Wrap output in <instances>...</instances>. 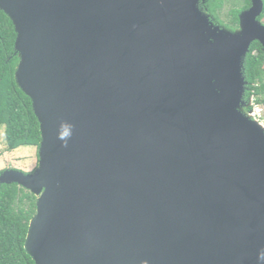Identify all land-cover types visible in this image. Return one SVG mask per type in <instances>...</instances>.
Returning a JSON list of instances; mask_svg holds the SVG:
<instances>
[{
	"label": "water",
	"instance_id": "1",
	"mask_svg": "<svg viewBox=\"0 0 264 264\" xmlns=\"http://www.w3.org/2000/svg\"><path fill=\"white\" fill-rule=\"evenodd\" d=\"M201 0H0L39 166L36 264H264V125L244 67L264 0L231 31Z\"/></svg>",
	"mask_w": 264,
	"mask_h": 264
},
{
	"label": "trees",
	"instance_id": "2",
	"mask_svg": "<svg viewBox=\"0 0 264 264\" xmlns=\"http://www.w3.org/2000/svg\"><path fill=\"white\" fill-rule=\"evenodd\" d=\"M250 6L251 0H207V7L217 19L212 22L231 31L240 28V15ZM259 21L264 24V11ZM16 40L12 20L0 10V133L4 130L2 134L9 152L22 147L39 149L42 142L32 100L16 80L20 64ZM244 75L247 82L244 100L247 105L252 103L246 108L249 113L256 106L264 107V50L259 42L250 48ZM36 212L37 197L32 192L18 184H0V264H36L25 247Z\"/></svg>",
	"mask_w": 264,
	"mask_h": 264
},
{
	"label": "rangeland",
	"instance_id": "3",
	"mask_svg": "<svg viewBox=\"0 0 264 264\" xmlns=\"http://www.w3.org/2000/svg\"><path fill=\"white\" fill-rule=\"evenodd\" d=\"M229 6L227 5L226 8ZM262 107V106H260ZM264 109V107H262ZM264 119V111L262 112ZM4 134V130H2ZM0 133V172L15 169L24 173H32L39 166V149L36 147H22L16 151H7L4 135Z\"/></svg>",
	"mask_w": 264,
	"mask_h": 264
},
{
	"label": "flooded vegetation",
	"instance_id": "4",
	"mask_svg": "<svg viewBox=\"0 0 264 264\" xmlns=\"http://www.w3.org/2000/svg\"><path fill=\"white\" fill-rule=\"evenodd\" d=\"M251 5H252V0H251ZM200 7L205 13H207L210 16L211 20L217 22V19H216L215 15L207 7V0H201ZM249 8H251V6Z\"/></svg>",
	"mask_w": 264,
	"mask_h": 264
},
{
	"label": "built area",
	"instance_id": "5",
	"mask_svg": "<svg viewBox=\"0 0 264 264\" xmlns=\"http://www.w3.org/2000/svg\"><path fill=\"white\" fill-rule=\"evenodd\" d=\"M253 110V118L259 121L262 125H264V119L262 118V112L264 111V109L260 106H256Z\"/></svg>",
	"mask_w": 264,
	"mask_h": 264
}]
</instances>
